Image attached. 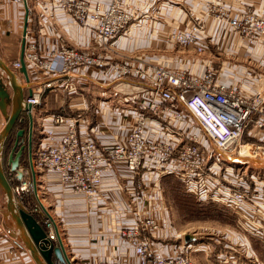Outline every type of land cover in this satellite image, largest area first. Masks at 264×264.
<instances>
[{"label":"crops","instance_id":"obj_1","mask_svg":"<svg viewBox=\"0 0 264 264\" xmlns=\"http://www.w3.org/2000/svg\"><path fill=\"white\" fill-rule=\"evenodd\" d=\"M89 1L103 8L111 4V0ZM207 1L126 0L127 9L134 15L133 23L108 48H101L92 28L74 23L68 15L50 6L49 0H27L29 12L25 5L0 0V57L10 66L20 61L24 26L29 15L28 34L37 42L44 59L67 46L92 50L110 62L129 64L134 68L160 64L173 70L186 69L198 76L212 68L218 73L220 84L241 86L250 98L258 93L264 97V40L260 43L246 41L230 28L228 22L208 16L204 9ZM212 1L224 5L231 15L254 9L264 16V0ZM199 21L206 28L203 54L166 43L171 34ZM27 70L30 83H26L23 74H17L18 82L30 88L33 94L41 90V103L33 112L37 131L35 156L43 137L44 117L48 114L62 112L67 117L82 116L87 127L82 130L81 137L94 140L100 150L105 151L115 143L125 141L137 116L148 111L146 98L150 86L143 79L117 78L110 71L95 68L56 75L40 72L27 63ZM5 124L0 112V132ZM166 129L165 123L151 120L147 136L149 140L165 137ZM62 133L59 130L58 135ZM248 136L252 144L257 141L264 144V131L254 125ZM21 168L33 190L30 168L27 170L22 165ZM35 172L39 201L58 227L73 264H139L135 246L122 239L120 231L134 223L142 213L154 216L161 225L159 231L153 232L151 240L152 246L165 256L190 253L196 264H264L257 255L258 251L264 253V242L249 238L243 231L236 233V226L235 231L228 230L222 237L213 235L216 229L213 234L193 236L178 227L166 205L160 173L136 176L125 163L118 162L103 175L99 197L90 201L72 192L70 187L64 188L56 175L38 168ZM10 179L15 182L16 174ZM141 180L145 185L138 189ZM18 184L17 180L16 186ZM2 190L0 187V259L5 264H36L29 251L16 258L7 254L11 241L21 238ZM139 190L143 196L141 201L136 200ZM25 193L19 196L32 211ZM38 218L39 222H46L44 218ZM200 235L212 238L205 239Z\"/></svg>","mask_w":264,"mask_h":264},{"label":"built area","instance_id":"obj_2","mask_svg":"<svg viewBox=\"0 0 264 264\" xmlns=\"http://www.w3.org/2000/svg\"><path fill=\"white\" fill-rule=\"evenodd\" d=\"M9 1L25 5L26 0ZM49 4L68 15L74 23L92 28L101 48H108L134 21L126 0H111L108 8L92 5L89 0H49ZM204 9L208 16L228 22L242 39L254 43L264 40V16L254 9L235 16L224 5L212 0L205 2ZM205 30V24L199 21L174 32L166 43L203 54L206 51L203 44ZM24 38L25 62L40 72L66 75L78 69L95 68L110 71L117 78L143 79L150 86L146 98L147 113L137 116L125 141L117 142L105 151H101L94 140L81 137L82 130L87 127L82 116L67 117L62 112L45 116L42 141L34 158L35 168L56 175L64 188L70 187L72 192L90 201L99 197L103 175L118 162L125 163L136 176L153 172L161 176L173 175L182 182L187 194L199 202L233 208L239 230L264 242V175L240 178L235 175V170L244 168L223 159L236 152L240 154V142L249 126L253 124L259 131H264V97L261 94L250 98L241 86L220 84L218 73L212 68L203 76L160 64L134 68L129 64L110 62L92 50L67 46L44 59L28 30ZM11 67L20 69V62ZM40 93L41 90L37 91L26 102L33 107L40 105ZM151 120L165 123L167 136L149 140L147 131ZM59 130L63 131L61 135H58ZM30 184V180L24 178L13 188L18 194L29 192ZM142 185H145L144 180L140 181L138 189ZM139 191L137 201L143 198ZM46 222L48 236L55 238L53 223ZM160 228L154 216L142 213L134 223L120 231V237L135 246L139 264H196L190 253L168 257L156 250L151 236ZM27 252L20 239H13L7 249L10 258ZM0 264L5 263L0 259Z\"/></svg>","mask_w":264,"mask_h":264},{"label":"water","instance_id":"obj_3","mask_svg":"<svg viewBox=\"0 0 264 264\" xmlns=\"http://www.w3.org/2000/svg\"><path fill=\"white\" fill-rule=\"evenodd\" d=\"M26 11L29 12L27 0L25 1ZM28 16L24 26V37L28 30ZM25 38L22 42L20 57L21 68L13 70L0 57V112L6 120L5 127L0 132V187L3 189L7 199V209L11 219L15 222L18 235L26 245L36 264H73L66 253L58 227L54 225L55 238H50L46 232V223L39 222L37 217L53 223L52 217L45 210L38 198L36 172L33 155L34 136V107L26 102L32 99L33 92L30 88L23 87L17 78V74H23L26 83H30L27 64L24 59ZM26 122L29 123V131L19 127ZM16 132L14 146L7 155L8 140ZM28 150L29 168L32 176V187L36 197L37 206L31 209L24 205L19 194L15 192L10 176L16 174L18 181L25 178L24 170L21 168V160ZM224 161L228 164L241 167L237 161L227 158Z\"/></svg>","mask_w":264,"mask_h":264},{"label":"rangeland","instance_id":"obj_4","mask_svg":"<svg viewBox=\"0 0 264 264\" xmlns=\"http://www.w3.org/2000/svg\"><path fill=\"white\" fill-rule=\"evenodd\" d=\"M34 119H35L34 123L36 124V114H34ZM251 128H253V124L249 126L247 132H245L244 134L243 140L240 142L242 148L243 146H249L246 144L249 143L252 144V142L249 139L250 137L248 136V131H250ZM253 144L255 145L254 147H247V148H260L264 150V146H263L264 144L258 143V141ZM243 151L245 150H242V152ZM223 157L224 156H222V158ZM227 158L233 161H237L238 163L241 164V167L244 168V169L239 168V170L238 169L235 170V175H239L240 178L250 179L251 176L262 177L264 175V157L258 156L255 159H250V158L241 159L238 152H236V154L229 155L227 156ZM227 158L225 157L223 159L227 160ZM163 193H164V199L166 201V205L171 210L175 223H177L178 227L183 229V231L187 230L188 234L193 236H195L196 234L208 235V234H213V229H216L213 235L222 237L223 235H225V233H227L228 230L235 231L234 226H236V233L241 232L239 230L237 222L234 219L233 208L224 209L226 211L228 218L215 216L213 215V213H210V211H203L205 214H202L199 211L197 203H195L194 201H186L185 199H182V194L174 184L170 185V189L169 187L167 188L165 187V192L163 191ZM2 196L4 198L6 196L3 190H2ZM203 205H208V204L206 203ZM245 235L248 236V234ZM200 237L212 238V236H201V235ZM257 255L260 258V260L264 261V253H260L258 251Z\"/></svg>","mask_w":264,"mask_h":264},{"label":"trees","instance_id":"obj_5","mask_svg":"<svg viewBox=\"0 0 264 264\" xmlns=\"http://www.w3.org/2000/svg\"><path fill=\"white\" fill-rule=\"evenodd\" d=\"M24 125L25 124L20 126V130L23 129L22 126H24ZM28 131H29V123L27 122V124H26V134H28ZM36 132H37L36 131V124H34V136H33V155H34V158H35V151L37 149V134H36ZM15 138H16V132L8 140L7 150H6L7 155L10 154V152H11L13 146H14ZM250 141H252V140L250 139ZM21 165L25 169L29 170V160H28V150L27 149L25 151L24 156L22 157ZM10 182H11L13 187H16L17 180L15 182H13L10 179ZM171 184H174L177 187V189L180 191V193L182 194V199H185L186 201H194L195 203H197L199 211L202 214H205L203 211H210V213H213V215H215V216L222 217V218H228V216L226 214V211L224 210L226 208H224V207H222V206H220L218 204H215V203H207L208 205H203L205 203H201V202L198 201V199L196 197H194V196H192L190 194H187V192L185 191L184 185L175 176H173V175H165V176H163L161 178L160 185H161V188H162V190L164 192H165V187L166 188L169 187V189H170V185ZM25 195L29 196V202L31 203V208H34L36 206V200H35L32 188H30V191L27 192V194L25 193ZM163 195H164V193H163ZM233 215H234L235 221L237 222V220H236L237 217L235 216V214H233ZM201 219H203V218H201Z\"/></svg>","mask_w":264,"mask_h":264},{"label":"bare ground","instance_id":"obj_6","mask_svg":"<svg viewBox=\"0 0 264 264\" xmlns=\"http://www.w3.org/2000/svg\"><path fill=\"white\" fill-rule=\"evenodd\" d=\"M247 147H253V146H243V148L240 150V154H239L241 159H246V158L255 159L258 156L264 157V150L263 149L247 148ZM242 150H245V151L242 152ZM241 154L244 158L241 156ZM244 155H246V156H244Z\"/></svg>","mask_w":264,"mask_h":264},{"label":"flooded vegetation","instance_id":"obj_7","mask_svg":"<svg viewBox=\"0 0 264 264\" xmlns=\"http://www.w3.org/2000/svg\"><path fill=\"white\" fill-rule=\"evenodd\" d=\"M26 124H27V122L25 123V125L24 126H22V130H25L26 131ZM19 129H20V127H19Z\"/></svg>","mask_w":264,"mask_h":264}]
</instances>
